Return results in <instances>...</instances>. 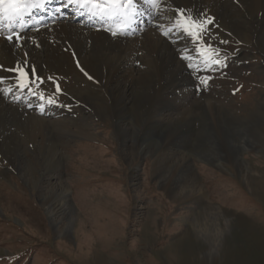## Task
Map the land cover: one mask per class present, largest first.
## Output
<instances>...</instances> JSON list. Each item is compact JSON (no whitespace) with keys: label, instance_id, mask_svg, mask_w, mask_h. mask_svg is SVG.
I'll use <instances>...</instances> for the list:
<instances>
[{"label":"rangeland","instance_id":"obj_1","mask_svg":"<svg viewBox=\"0 0 264 264\" xmlns=\"http://www.w3.org/2000/svg\"><path fill=\"white\" fill-rule=\"evenodd\" d=\"M238 5L236 16L228 12L245 26L249 19ZM165 7L148 27L120 35V44L159 33L157 25L170 18ZM207 26L205 42L220 49L225 66L194 75L190 61L183 60L186 80L174 90L172 108H139L137 115L127 104L120 119L101 115L80 99L97 104L106 93L104 79L98 84L82 69L37 73L45 79L38 92L52 95L53 81L62 90L58 104H44L41 111L13 99L15 90L2 94L13 143L0 138V264H264V50L258 47L263 30L245 41L216 20ZM171 43L197 56L188 40ZM132 47L119 49L121 62L135 77L146 74L153 68L146 42ZM113 61L112 66L120 63ZM198 76L211 79L202 86ZM128 85V78L114 80L112 96L113 88ZM134 86L133 93L139 92ZM181 89L188 93L180 100ZM205 102H211V114ZM157 112L159 123L148 134ZM20 115L37 123L33 139L15 118ZM177 123H183L184 140L165 147V134ZM158 158L164 165H184L182 177L167 185L170 170L156 171ZM61 188L68 189L65 201L47 208L43 199Z\"/></svg>","mask_w":264,"mask_h":264},{"label":"bare ground","instance_id":"obj_2","mask_svg":"<svg viewBox=\"0 0 264 264\" xmlns=\"http://www.w3.org/2000/svg\"><path fill=\"white\" fill-rule=\"evenodd\" d=\"M163 3L168 8L166 11L170 15V18L168 16L169 19H166L167 22L165 23L171 21L177 9H184L186 13L194 16L199 14L201 18L211 17L214 22L216 20L219 26L224 27L233 36L245 41H249L256 33L258 34L263 30V38L258 39V47L264 50V0H164ZM163 3L161 4V7L164 5ZM236 4H240L244 13L248 16L249 21L246 22L247 26H242L240 23L239 25L232 18L234 14L236 16L235 10H238ZM228 9L233 10V14L231 13L232 16L230 12H228ZM144 16L145 18H151L147 13ZM59 19H62L67 23H64V21L56 23L55 21ZM88 20L91 21V19H87V21ZM76 21L80 20H74L70 15H65V17L52 20L51 23L49 22L48 24L51 25L50 28H46L48 26H38L29 30V33H27L28 31H25L23 32V35L26 39L20 42L23 44V47L7 42L5 37L9 33L0 29V66L3 68V70H0V77L6 78L3 86L1 85V89L12 86V90H15L16 92V97L13 99L20 101V98L21 100L23 98L25 106L37 107V109L41 111V108L39 107L41 103L36 99H30V101L27 102L26 99L30 97L28 91L17 89L13 84L14 74L7 71L8 68H11L16 64L17 60H20L23 57L30 61L31 65L35 67L37 73L52 68L59 73L73 72L77 69H82V72L86 71V73H84H88L89 77L94 78L98 84L104 79L103 89L106 93L98 96L97 104L92 105L90 103L91 106L86 100L80 99V102L85 104V106L92 107L101 115H109L115 117V119H120V115L125 110L127 104L130 107L129 113H136L137 115H140L141 113V109L139 110V108H144L146 110L152 109L159 112L160 110L172 108L174 106L176 100L174 90L181 87L182 83L186 80L185 75L183 74V70L186 68V66L183 65L185 63L178 58V56L183 54L184 47L171 43V41L175 39L174 36H171V40L169 37L166 38L162 36L160 29L159 33L157 32L154 35L151 33L152 31H149L146 34L143 33L141 36L133 38L132 41L129 39L131 41H129V43L127 41L124 44H120L123 39L120 36L113 37L106 25H90L89 23L87 24V22H83L85 20L80 21V24L78 22L77 25L72 24ZM141 40L146 42L145 50L147 49V52L151 55H149L150 58L148 63L149 65L152 63L153 68L149 69L146 74H138L135 77L132 70H129V68L126 67L127 63L121 62L122 52L120 50H131V47L142 42ZM38 46L41 50L43 47L44 49L46 47L49 49L51 48L52 51H44L43 55H41V51L37 48ZM25 53L28 54L26 57ZM113 60L120 61V63L117 62V65L112 66L113 63H116ZM125 78L129 79V87L123 86V89L117 88V90L113 88L116 95L115 97L112 96L113 92L110 89V85L114 80L122 81V79L124 80ZM135 84L139 87L140 91H134L133 93ZM181 91L182 92L179 95L180 100L185 99L188 93L185 89H181ZM2 94L3 93H0V97H2ZM109 94H111L112 97L109 98ZM2 99L0 98V138L8 139L7 141L11 145L13 143V137L8 133L10 128L8 124V119L10 121V110L5 106L6 104L3 105ZM203 109L209 114L214 111L211 102H205L203 104ZM158 112L155 115H151L153 121L149 126H151L150 128L152 129L148 134L153 132L156 123H159L157 117ZM186 115L185 111L183 116ZM15 118L20 119V122L22 121L21 124L24 129H31L32 135L30 139H33L36 136L35 128L37 129V123L31 125L34 121L30 123L26 122L21 115L18 117L15 116ZM184 119L186 118L184 117ZM184 119H178V121L183 122L185 121ZM182 124L183 123H177L174 128L172 127L173 130H170L165 134V136H167L166 143L164 144L165 147H168L167 145L169 144L179 145L183 142L184 138L179 136L180 132L183 133ZM242 128L240 127L241 135L243 134V130H241ZM120 130L121 136L124 137L125 128L121 127ZM255 139L259 142L262 140L258 131H255ZM233 147H235L237 151L239 146L234 142ZM164 164H167V162ZM164 164L162 161H159L158 158L155 164V169L158 171V169L169 168L170 173L164 180L166 184L173 182L175 178L180 175L182 177L181 172L184 165L176 164L168 166ZM246 182L248 183V181ZM67 190L61 188L59 191L54 192L43 199V204L47 206V208L52 209L56 201L60 203L62 200L63 202L65 201L64 197L68 194ZM190 190L191 188L187 187L186 192ZM211 208L212 207H209L208 210L211 211L212 214L218 213L214 212ZM213 242L215 241L213 240ZM213 246H215L214 243Z\"/></svg>","mask_w":264,"mask_h":264},{"label":"snow or ice","instance_id":"obj_3","mask_svg":"<svg viewBox=\"0 0 264 264\" xmlns=\"http://www.w3.org/2000/svg\"><path fill=\"white\" fill-rule=\"evenodd\" d=\"M53 0H0V28H3L9 34L5 37L6 41L20 47V42L24 37L22 30L32 22L33 11H44ZM164 0H61L60 6L55 9L56 13H61L62 8L72 7L78 16H87L89 19H98L101 22H116V30L109 28L113 37L118 35L133 34L142 17L147 13L154 17L161 12V4ZM211 17L191 15L184 9H177L170 22L157 25L161 29V35L164 37L174 36L175 39L181 38L188 40L194 47L197 54L193 57L188 54V48L185 46L181 59L190 61L188 67L193 69V74L201 71H215L217 68L225 66L226 57H221V51L213 44L205 42V33L207 25L212 24ZM15 26V27H14ZM19 29V30H17ZM227 43V41H221ZM28 54L25 53V57ZM0 70H3L0 66ZM7 71L14 74L13 84L21 90H27L31 95L36 96L41 104L39 107L43 110L44 104H58L57 94L61 93L59 83L53 81L55 88L52 95H45L44 90H40L45 83V79L39 76L30 61L21 58L16 64L8 68ZM91 79V77H89ZM199 85L206 86L211 79L210 76H198ZM6 78L0 77V83ZM198 85V87H199ZM12 91V86L0 89V93L7 94Z\"/></svg>","mask_w":264,"mask_h":264}]
</instances>
